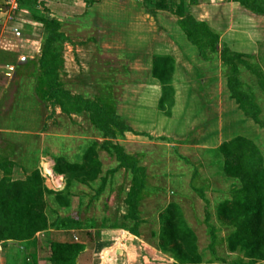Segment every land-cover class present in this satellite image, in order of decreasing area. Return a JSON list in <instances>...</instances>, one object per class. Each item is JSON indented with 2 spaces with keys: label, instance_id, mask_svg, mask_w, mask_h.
<instances>
[{
  "label": "rangeland",
  "instance_id": "obj_1",
  "mask_svg": "<svg viewBox=\"0 0 264 264\" xmlns=\"http://www.w3.org/2000/svg\"><path fill=\"white\" fill-rule=\"evenodd\" d=\"M253 1L256 0L236 4V1L228 0L234 3L232 7L227 4L230 8L223 4L222 10V5H214L198 12L208 15L206 20L210 25L205 23L219 35L226 29H235L241 44H233V49L226 42H220L230 51L241 54L240 61H235L239 68L240 90L255 102L259 118L264 122V8L262 4L256 8L251 6ZM50 12L59 21L60 31L68 37L59 48V88L72 96H82L104 106L125 125H129L123 118L125 113H135L134 117L139 121L138 108L133 103L138 101L136 96L140 91L125 88L130 79H137L139 75L134 72H139L145 60H140L136 67L133 66L136 69L130 72V59L123 52V49L138 50L137 43L129 42L121 33L115 39L107 35L104 39L98 27L84 26L73 14L61 17L56 10ZM85 13L86 10L81 14ZM230 13L236 17L231 27L228 22ZM115 47L117 50L113 52L111 49ZM218 54L212 55L216 58ZM32 64V91L49 109L50 117L55 118L52 130L64 132L67 136L61 140V149L56 153L65 172L55 171V175L47 173L46 169L43 173L38 172L35 185L39 194L31 189V198L33 195L34 198L41 196L48 221L70 217L67 228L85 231L78 237L81 239L85 234L89 250L82 255L80 264H91L94 233L107 239L110 229L133 227L134 220L128 218L130 210L126 197L136 185V176L142 178L143 186L137 197L139 225L133 228H136L140 239L137 240L138 245L147 247L148 252L146 258L139 256V251L138 254H131L130 260L121 257L123 264H182L183 261L176 260L171 251H164L160 246L161 214L170 204L181 215L176 227L190 229L195 235L194 255L198 262L192 264H264V259L248 257L246 248L251 246L243 237L239 240L235 238L232 222L235 220L224 222L218 214V206L231 199L234 191H241V173L253 168L251 173L261 171L264 175V127L246 115L232 98L227 85V76L232 71L230 64L222 61L223 89L212 88L208 93V104L200 98V91H193L196 104L188 106L189 133L185 138L154 136L161 126L155 118L146 127L135 123L137 130L131 128L129 133L117 130L111 124L116 135L109 140L102 137L88 113L57 114L61 106L54 101L40 59L32 60ZM220 91H225V94H218ZM171 102L172 96H169L162 108L159 105L157 108L147 106L148 117L157 109L168 116L174 105ZM243 104L249 109L248 100ZM220 115L221 120H218ZM145 116L146 113L142 117ZM144 128L150 129V132H143ZM220 130H224L221 132L223 138L214 139ZM78 135L81 137L76 138ZM238 136L250 140L251 146L245 148L244 160L229 163L222 146ZM113 142H118L122 152L143 172L135 173L132 166H126L120 159L119 151L110 144ZM86 167L90 168L89 172ZM37 235L40 243L37 264H59L51 259L47 247L49 233L40 232ZM134 243L128 246H138ZM165 245L167 247L168 244ZM150 246L159 251L161 258L154 259ZM76 256L66 264H76ZM20 259L15 242L0 243V264H21Z\"/></svg>",
  "mask_w": 264,
  "mask_h": 264
},
{
  "label": "crops",
  "instance_id": "obj_2",
  "mask_svg": "<svg viewBox=\"0 0 264 264\" xmlns=\"http://www.w3.org/2000/svg\"><path fill=\"white\" fill-rule=\"evenodd\" d=\"M40 1L44 2L48 10L42 11L52 17L55 15L50 11L55 10L62 15L61 17L73 14L75 19L80 20L84 26L98 27L104 39L108 36L115 39L121 33L129 42L137 43L138 50L123 49L126 57L130 59V72L136 69L135 65L140 63V60H145L141 63L139 72H134L139 75L137 79H134L135 77L130 79L125 88L129 91L137 88L140 91L136 96L138 101L133 103V106L138 108L139 121L134 117L135 113L123 115L134 130H137L135 123L146 127L149 121L153 122L156 118L161 126L154 132V136L183 139L189 133L188 106L196 104L193 91H200V98L208 104L207 101L210 98L208 93L212 88L223 89L222 60L219 54L216 58L208 60L202 57L198 47L189 40L186 31L182 28L180 17L168 10L158 9L154 15H151L141 0H100L91 6L86 0ZM170 1L177 4L181 0ZM233 2L198 0L196 4L190 6V10L196 20L208 23L206 20L208 15L199 14L198 10H207L214 5H222L223 10V4H231V7L234 3L238 4ZM185 3L189 5V0H185ZM84 10L86 13L83 15L81 13ZM228 18L231 27L235 24L236 17L234 13H230ZM41 28V24L32 18L31 13L18 0H0V182L26 180L36 171L45 172V165L55 175V166L59 157L56 153L61 149L60 145L63 142L61 140H65L67 136L64 132L52 130V126H55L52 125L55 118L50 117L49 109L31 88L32 60L41 59L42 56ZM230 29L224 30L219 38L221 42H226L234 49L233 44L242 42L238 41L235 29ZM111 50L114 52L117 49L115 47ZM156 55H169L174 59L172 76L174 105L168 116L157 109L148 117L147 106L157 108L162 95L160 81L152 76L153 58ZM218 94L224 95L225 91H220ZM124 98L122 101H125ZM56 113L67 114L60 108ZM145 113L146 116L142 117ZM74 114L77 115V113H71V115ZM220 117L221 115L218 120H221ZM144 131L150 132V129L144 128ZM221 132L224 130L217 131L214 139L223 138ZM126 136L129 135L126 133ZM79 137L81 136H76V138ZM106 236H108L107 239L100 238L94 233L95 246L91 248V264H123L122 258L130 260L131 254H138L137 251L139 256L147 257V247L142 244L140 247L137 241L140 239L128 230L110 229ZM131 242L133 244L136 242L138 246L133 244L128 246ZM151 248L154 259L161 258L159 251L154 247ZM87 250L89 246L84 244L76 256V264H80L81 257Z\"/></svg>",
  "mask_w": 264,
  "mask_h": 264
},
{
  "label": "trees",
  "instance_id": "obj_3",
  "mask_svg": "<svg viewBox=\"0 0 264 264\" xmlns=\"http://www.w3.org/2000/svg\"><path fill=\"white\" fill-rule=\"evenodd\" d=\"M25 7L32 18L41 24V34L43 38L41 66L44 68V75L51 88V94L54 101L60 104L62 111L71 113H88L91 122L98 128L101 135L106 140L115 138L116 131L110 125L117 127L122 132L130 131L131 127L125 125L115 113L107 111L104 106L85 99L82 96H72L59 88L57 80V68L60 65V44L67 40V36L60 31L59 21L42 10L48 11L44 2L40 0H18ZM100 0H88V3H97ZM146 10L151 15L156 10H168L174 15L180 17V24L186 31L189 40L195 44L202 57L212 59L219 52V57L223 63L231 66V75L227 76V85L232 98H235L240 109L250 116L256 123L264 127V122L259 118L258 107L255 102L245 95L241 90V81L239 78V68L236 60L241 54L232 52L220 42L219 34L214 31L207 23L198 21L191 13L190 6L196 4L198 0H189V5L185 0L174 4L170 0H141ZM246 4V0H233ZM264 0L253 1L251 6L264 8ZM247 66V64H246ZM174 71V59L169 55H156L153 58L152 76L158 79L162 87V95L159 101V107L165 105V101L172 96V105L174 104V89L172 86V76ZM248 100V106L243 101ZM169 113V112H168ZM114 149L119 151L120 159L126 166H132L135 173L143 172V169L136 166L135 161L129 159L122 152L123 149L118 142L110 143ZM251 146L250 140L243 137H235L230 142L223 144V150L227 161L234 163L236 160H244L246 154L245 148ZM121 152V153H120ZM237 156V157H236ZM236 157V158H234ZM239 157V159H238ZM55 166L56 172H65V168L59 165ZM47 173L52 171L45 165ZM89 168V167H88ZM84 169V168H83ZM88 172L89 169L85 168ZM253 169V168H251ZM251 169L246 173H241L240 181L241 191H234L231 199L222 202L218 206L220 219L225 222L231 221L235 226L234 236L237 240L242 237L251 247L246 248L248 257L254 259H264V175L261 171L251 173ZM38 171L32 173L23 181L0 182V243L15 242L20 254L21 264H37L39 256V238L37 233L47 232L48 250L52 260L59 264H66L70 258L83 248L85 244V231L80 229L67 228V223L71 222L70 217L57 218L54 221H48L43 212L44 201L40 195L33 199L32 193L37 192L35 185V176ZM142 178L136 176V185L131 188L126 197L130 214L128 218L134 220L133 227L139 225L138 200L137 197L141 191ZM39 194V192H37ZM175 206L170 204L161 214L162 217V236L160 239L161 249L171 251L174 258L183 261L182 264L197 263L195 260V235L190 229L177 228V220L181 217L180 213L175 212ZM180 215V216H179ZM126 228L129 232L137 235L136 228ZM245 231L244 234L240 232ZM248 235V237L246 236ZM84 238V239H83ZM168 244L166 247V243ZM193 252V253H192Z\"/></svg>",
  "mask_w": 264,
  "mask_h": 264
}]
</instances>
